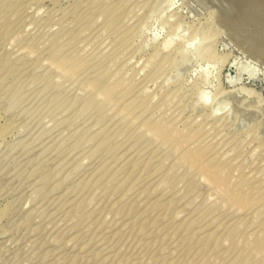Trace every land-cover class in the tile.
<instances>
[{
  "label": "rangeland",
  "instance_id": "374dc122",
  "mask_svg": "<svg viewBox=\"0 0 264 264\" xmlns=\"http://www.w3.org/2000/svg\"><path fill=\"white\" fill-rule=\"evenodd\" d=\"M0 125V264H264V0H0Z\"/></svg>",
  "mask_w": 264,
  "mask_h": 264
},
{
  "label": "bare ground",
  "instance_id": "6f19581e",
  "mask_svg": "<svg viewBox=\"0 0 264 264\" xmlns=\"http://www.w3.org/2000/svg\"><path fill=\"white\" fill-rule=\"evenodd\" d=\"M61 61H63V60H61ZM61 63H63V62H61ZM63 65V64H62ZM105 74V73H104ZM106 75V74H105ZM99 86V85H98ZM5 127V126H4ZM4 127L3 126H1L0 125V137L3 135V133H4V130H6V129H4ZM6 128V127H5ZM10 130V129H9Z\"/></svg>",
  "mask_w": 264,
  "mask_h": 264
},
{
  "label": "clouds",
  "instance_id": "9594fccd",
  "mask_svg": "<svg viewBox=\"0 0 264 264\" xmlns=\"http://www.w3.org/2000/svg\"><path fill=\"white\" fill-rule=\"evenodd\" d=\"M205 102H210V99H206ZM218 114V113H217Z\"/></svg>",
  "mask_w": 264,
  "mask_h": 264
}]
</instances>
